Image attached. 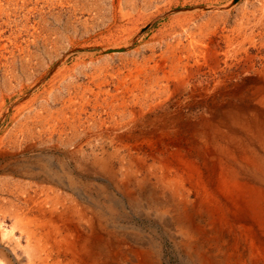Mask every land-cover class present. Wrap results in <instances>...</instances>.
<instances>
[{
	"label": "bare ground",
	"instance_id": "1",
	"mask_svg": "<svg viewBox=\"0 0 264 264\" xmlns=\"http://www.w3.org/2000/svg\"><path fill=\"white\" fill-rule=\"evenodd\" d=\"M257 2L231 29L58 69L13 114L37 81L2 95L0 264H264ZM11 43L0 28V58Z\"/></svg>",
	"mask_w": 264,
	"mask_h": 264
},
{
	"label": "rangeland",
	"instance_id": "2",
	"mask_svg": "<svg viewBox=\"0 0 264 264\" xmlns=\"http://www.w3.org/2000/svg\"><path fill=\"white\" fill-rule=\"evenodd\" d=\"M229 2L230 0H2L0 28L6 36L12 37V46L0 58V100L4 94L10 96L22 87L25 89L35 81L38 83L13 101L4 114H13L16 107L23 105L26 100L41 95L58 69H80L107 61L117 65L121 58L131 60L134 52L143 53L150 48H157L158 41L167 45L175 37L185 38L198 32L205 34V24L214 16L231 15L227 20L228 28L231 29L236 25L238 14L245 5L255 9L253 5L258 3L257 0H233L235 6L227 11L225 6ZM163 44L159 50L164 49ZM44 72H47L46 75L40 77V73ZM41 100L39 98L36 101L35 108ZM0 124L1 131L4 124Z\"/></svg>",
	"mask_w": 264,
	"mask_h": 264
}]
</instances>
